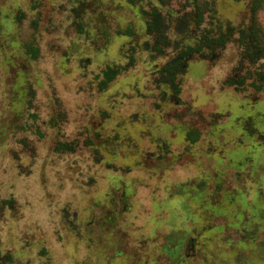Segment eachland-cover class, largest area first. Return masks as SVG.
Listing matches in <instances>:
<instances>
[{
  "label": "rangeland",
  "instance_id": "1",
  "mask_svg": "<svg viewBox=\"0 0 264 264\" xmlns=\"http://www.w3.org/2000/svg\"><path fill=\"white\" fill-rule=\"evenodd\" d=\"M197 1L0 0L11 264H264V4Z\"/></svg>",
  "mask_w": 264,
  "mask_h": 264
},
{
  "label": "trees",
  "instance_id": "2",
  "mask_svg": "<svg viewBox=\"0 0 264 264\" xmlns=\"http://www.w3.org/2000/svg\"><path fill=\"white\" fill-rule=\"evenodd\" d=\"M191 5L194 8L195 11V16L194 20L195 23L198 24L202 21L203 15L196 10H198L199 3L197 0H190ZM264 4V0H251L250 4V10L253 15L256 14V12L262 7ZM159 11L157 9H154L153 12H151V15L154 16L153 21L148 24V31L153 32L155 29L154 27L157 25V21L154 20L156 19L157 16H159ZM256 25V23H255ZM211 41V40H210ZM218 41L220 44L224 43V39H218V40H212V42ZM240 43L243 45L244 50H243V56L247 57L248 59H257V58H264V32L262 31L259 33V31L254 29V23L252 26L242 29L240 32V38H239ZM209 43V41L207 42ZM201 46H186V48H182L179 50L175 58L171 59L169 62L165 63L163 65V69H167L168 72V77L170 80H173L176 76V72L181 71L183 69L179 68L180 65V59L186 52H192L195 50H199ZM33 55H36L37 50L32 49ZM117 73V70L113 68L106 69L104 71V78L100 80V86L103 87L102 85H106L111 79L114 78L115 74ZM232 79L227 80L229 84L232 85H238L236 81H231ZM241 81L240 83H242ZM256 89H260V85H256ZM176 92H179V88H175ZM190 139L195 140L197 139L196 134H190L189 136ZM0 264H11V258L10 254L6 253L5 256L0 255Z\"/></svg>",
  "mask_w": 264,
  "mask_h": 264
}]
</instances>
